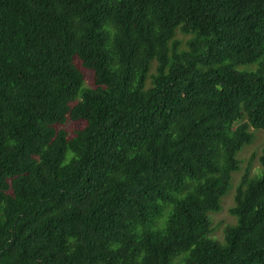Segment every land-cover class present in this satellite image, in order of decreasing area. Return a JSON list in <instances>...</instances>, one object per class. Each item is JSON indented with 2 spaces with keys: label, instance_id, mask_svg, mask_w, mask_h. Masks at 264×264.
I'll use <instances>...</instances> for the list:
<instances>
[{
  "label": "trees",
  "instance_id": "trees-1",
  "mask_svg": "<svg viewBox=\"0 0 264 264\" xmlns=\"http://www.w3.org/2000/svg\"><path fill=\"white\" fill-rule=\"evenodd\" d=\"M250 126L264 0H0V264H264V147L207 236Z\"/></svg>",
  "mask_w": 264,
  "mask_h": 264
},
{
  "label": "rangeland",
  "instance_id": "rangeland-1",
  "mask_svg": "<svg viewBox=\"0 0 264 264\" xmlns=\"http://www.w3.org/2000/svg\"><path fill=\"white\" fill-rule=\"evenodd\" d=\"M173 38L179 41L178 51H182L187 48L186 41L190 38V35L183 34L177 29L176 34ZM151 63L152 71L155 63L154 61H152ZM236 68L241 71L252 70L255 68V64H240L236 66ZM82 70L85 74V84L90 85L92 71L84 67L82 68ZM82 126V121H75L70 118H68L66 122L61 125V127H63L68 132L69 136L73 135L74 131ZM249 130L253 133V140L249 144H245L236 154V157L239 160V168L233 171L231 174L230 185L220 200V210H211L207 213L211 227V231L207 236L218 241L222 245L225 244V226L234 224L237 220V217L235 215H232L229 209L234 204V195L242 176L247 170L249 172V176H256L259 174L261 168L259 156L262 153V149L264 147V130L255 129L252 126L249 127ZM70 155L71 153H67V158H69ZM179 258L180 256L176 258V261Z\"/></svg>",
  "mask_w": 264,
  "mask_h": 264
}]
</instances>
